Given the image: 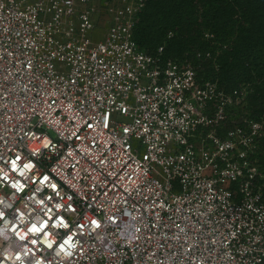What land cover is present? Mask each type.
Segmentation results:
<instances>
[{"label":"built area","instance_id":"1","mask_svg":"<svg viewBox=\"0 0 264 264\" xmlns=\"http://www.w3.org/2000/svg\"><path fill=\"white\" fill-rule=\"evenodd\" d=\"M148 1L0 0V264H264V127L139 47Z\"/></svg>","mask_w":264,"mask_h":264},{"label":"trees","instance_id":"2","mask_svg":"<svg viewBox=\"0 0 264 264\" xmlns=\"http://www.w3.org/2000/svg\"><path fill=\"white\" fill-rule=\"evenodd\" d=\"M135 39L149 53L163 46L164 57L177 61L203 52L206 76L224 90L246 86L247 116L264 113V0H149ZM217 43L220 54L206 57Z\"/></svg>","mask_w":264,"mask_h":264},{"label":"rangeland","instance_id":"3","mask_svg":"<svg viewBox=\"0 0 264 264\" xmlns=\"http://www.w3.org/2000/svg\"><path fill=\"white\" fill-rule=\"evenodd\" d=\"M95 33H97V36H100L99 30H97ZM94 33V35H95ZM210 38H212V35H209ZM220 47V43H217V46L215 49L212 50V48H209L210 52H206V57H211L212 53L214 55L220 54L221 50H216V48ZM154 53V52H153ZM187 53V52H186ZM203 52L197 51L195 56L192 57H185L182 60H179L183 66H189L192 67L194 70L195 76L197 78V81L199 84H202L205 81H213L217 83L220 90L224 91L228 96L237 98L236 102L232 105H228L226 107V118L222 121V123L217 127V131H219L221 134L224 133V131L227 128L243 125L244 127L248 128L249 123H251V120L257 119L256 121L259 122L260 127H264V113L260 115L258 118L255 116L250 115L251 118L247 116V114H250L247 110L246 100L245 96H247L246 86H236L235 88H231L229 90H224L223 88H220L217 80H214L212 76H206L207 72L205 69V66L199 63L198 61L201 60V57L203 56ZM191 54V53H190ZM166 59H174V58H166ZM208 66H218V65H208ZM210 68V67H209ZM211 70V69H209ZM212 107H215L214 105ZM210 107L209 113L211 111H214L213 108ZM251 119V120H250ZM249 122V123H248ZM213 127V126H210ZM210 127H207V130L210 129ZM218 132V133H219ZM256 145L257 149L253 155V160L255 162L259 161L263 163V166L260 167L262 170L264 169V132L260 133L258 136H256ZM259 153L261 155H259ZM260 166V165H259Z\"/></svg>","mask_w":264,"mask_h":264}]
</instances>
